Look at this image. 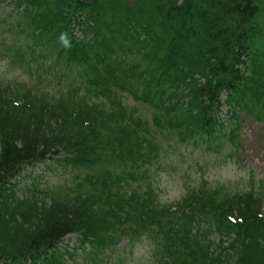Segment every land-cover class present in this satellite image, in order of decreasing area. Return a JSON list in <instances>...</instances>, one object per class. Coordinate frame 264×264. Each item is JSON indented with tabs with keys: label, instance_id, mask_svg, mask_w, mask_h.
I'll use <instances>...</instances> for the list:
<instances>
[{
	"label": "trees",
	"instance_id": "16d2710c",
	"mask_svg": "<svg viewBox=\"0 0 264 264\" xmlns=\"http://www.w3.org/2000/svg\"><path fill=\"white\" fill-rule=\"evenodd\" d=\"M0 60L26 76H0V264H264V179L185 166L264 123V0H0ZM39 163L61 178L22 187Z\"/></svg>",
	"mask_w": 264,
	"mask_h": 264
},
{
	"label": "rangeland",
	"instance_id": "374dc122",
	"mask_svg": "<svg viewBox=\"0 0 264 264\" xmlns=\"http://www.w3.org/2000/svg\"><path fill=\"white\" fill-rule=\"evenodd\" d=\"M0 76L13 78H26L21 69L13 68L4 60H0ZM227 107L223 108L221 116L228 119ZM239 125L240 146L236 149L226 148L219 154H204L201 150H193L191 155H186L185 166H191L188 172L191 182H195L201 176L211 184L218 182L227 185L245 184L250 179L251 173H255L260 179H264V123L258 122L254 117L247 114H240ZM192 148H183V152L188 154ZM52 159L48 160L51 163ZM203 165L200 167L199 165ZM59 169H48L45 163L35 166H28L24 174L20 177V185H27L39 179L40 185L56 183L61 178ZM38 175H41L40 177ZM160 182L157 186L160 197L163 201H174L181 198L185 189L183 187L184 178L180 176L178 169H160L158 178ZM77 234L67 236L66 242L73 245L76 242ZM118 254L124 260V264H157L152 255L151 247L146 242L136 243L118 249Z\"/></svg>",
	"mask_w": 264,
	"mask_h": 264
}]
</instances>
